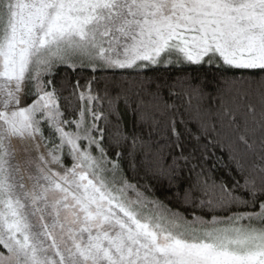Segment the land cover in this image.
<instances>
[{"label": "rangeland", "instance_id": "rangeland-1", "mask_svg": "<svg viewBox=\"0 0 264 264\" xmlns=\"http://www.w3.org/2000/svg\"><path fill=\"white\" fill-rule=\"evenodd\" d=\"M212 55L264 68V0L3 3L0 229L23 247L6 241L11 264H264V229L240 223L178 237L132 198L87 119L72 132L46 96L17 107L44 59L130 68Z\"/></svg>", "mask_w": 264, "mask_h": 264}, {"label": "trees", "instance_id": "trees-1", "mask_svg": "<svg viewBox=\"0 0 264 264\" xmlns=\"http://www.w3.org/2000/svg\"><path fill=\"white\" fill-rule=\"evenodd\" d=\"M212 57L130 68L44 59L17 107L46 96L72 132L87 119L132 198L178 237L240 223L264 229V68ZM3 234L0 264H11L7 242L23 247Z\"/></svg>", "mask_w": 264, "mask_h": 264}]
</instances>
